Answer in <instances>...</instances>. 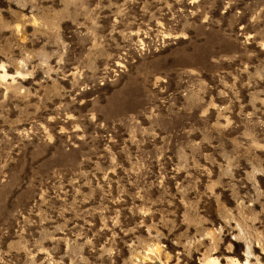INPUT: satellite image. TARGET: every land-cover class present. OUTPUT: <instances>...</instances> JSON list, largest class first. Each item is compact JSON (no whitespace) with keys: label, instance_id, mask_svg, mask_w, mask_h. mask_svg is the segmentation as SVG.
<instances>
[{"label":"rangeland","instance_id":"obj_1","mask_svg":"<svg viewBox=\"0 0 264 264\" xmlns=\"http://www.w3.org/2000/svg\"><path fill=\"white\" fill-rule=\"evenodd\" d=\"M264 264V0H0V264Z\"/></svg>","mask_w":264,"mask_h":264},{"label":"bare ground","instance_id":"obj_2","mask_svg":"<svg viewBox=\"0 0 264 264\" xmlns=\"http://www.w3.org/2000/svg\"><path fill=\"white\" fill-rule=\"evenodd\" d=\"M202 264H221V263H218L216 259L214 258H207L203 261ZM229 264H242V263H238V262H231ZM243 264H248L246 261H244Z\"/></svg>","mask_w":264,"mask_h":264}]
</instances>
